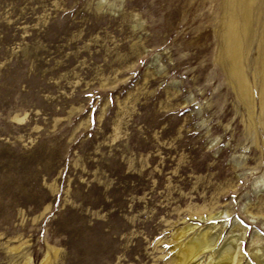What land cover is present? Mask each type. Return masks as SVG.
<instances>
[{
  "label": "rangeland",
  "instance_id": "rangeland-1",
  "mask_svg": "<svg viewBox=\"0 0 264 264\" xmlns=\"http://www.w3.org/2000/svg\"><path fill=\"white\" fill-rule=\"evenodd\" d=\"M249 1L239 82L225 0H0V264H174L206 229L187 264L227 243L237 264L264 257V0Z\"/></svg>",
  "mask_w": 264,
  "mask_h": 264
},
{
  "label": "bare ground",
  "instance_id": "bare-ground-1",
  "mask_svg": "<svg viewBox=\"0 0 264 264\" xmlns=\"http://www.w3.org/2000/svg\"><path fill=\"white\" fill-rule=\"evenodd\" d=\"M225 2L227 9L226 11L230 13L225 21L226 24L225 41L227 45V48L225 50V58L229 63L226 66L230 71L231 75L235 77L237 81L240 82L241 71L238 65L237 54L239 47L241 45V37H240V30L237 27V23L239 20L235 16L238 13H234L233 10L234 7H238V5L240 6V9L242 11L246 10L248 8V5L250 4V1L225 0ZM261 48H262L261 62L263 63L262 65L264 66V41L261 45ZM206 230L198 233H193L190 237H187L188 240L186 242L183 241V243L180 242L177 244L176 246L177 251H176L174 264H187L191 259H194V257L199 255L203 250L207 249L213 244L214 236H212L211 233L209 234ZM181 235H183V233ZM234 250L235 249L232 244L230 243L224 244L220 249H218V251L215 252L214 256H212V254L209 255L210 258L205 264H237V262L239 261V257L237 254H235ZM256 264H264V257L258 258Z\"/></svg>",
  "mask_w": 264,
  "mask_h": 264
}]
</instances>
